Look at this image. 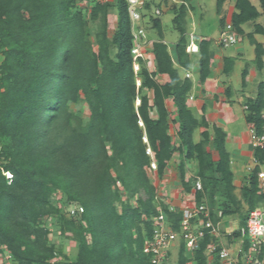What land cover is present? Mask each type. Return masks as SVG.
<instances>
[{
  "label": "trees",
  "instance_id": "1",
  "mask_svg": "<svg viewBox=\"0 0 264 264\" xmlns=\"http://www.w3.org/2000/svg\"><path fill=\"white\" fill-rule=\"evenodd\" d=\"M226 1L216 0L218 14ZM257 1L259 10L248 0H235L230 24L238 36L247 37L253 46L254 62L260 71L264 67V49L254 40V35L264 37V21L261 25L256 24L253 32L246 36L242 30L245 24L264 18V0ZM126 2L114 0L112 4L117 9L118 20L111 38L107 34L109 5L95 3L90 20L99 23L92 43L80 11H71L74 0H0V42L9 48L0 67V75H3L0 77L1 85L6 87L5 100L0 96V134L8 135L9 141L13 142L5 150V156L11 159L6 170L13 173V181L7 185L0 176V242L14 259L26 258L43 263V258H46L44 255L24 257L19 251L23 244L27 246L28 253L39 252V244L29 239L27 226L35 221L31 214L35 206L43 207L44 204L47 207V197L44 195L41 199L39 196V192L44 193V190L36 178L34 166L33 169L26 167L15 159L18 151L23 149L31 160L33 153L41 151L49 159L62 154V161L58 163L61 167L58 168L64 170L61 175L67 178L70 187L81 182L87 185V191L80 195V202L89 226L79 241L77 264H156L152 255L143 251L145 241L151 236L153 219L162 212L171 230L178 232L182 214L180 211L169 212L167 205L160 198H155V189L143 168H149L153 161L156 175L160 178L175 152L180 157L178 176L185 192H191L188 183L184 182L185 163L191 161L196 166L193 180L199 178L203 190L194 192V198L197 205L209 207L213 223L218 222L211 210L217 194L223 199L220 204L222 216L234 214V211L224 208L227 204L238 207L233 195L230 155L225 149L226 134L222 129L210 126L203 118L198 120L193 116L186 105L191 82L181 79L177 72V68H190L183 23L186 3L180 6L172 19L173 28L179 34L175 45V65L167 45L162 43L161 24L154 20L158 41L152 44L149 52L153 57L154 71L149 72L144 61L137 59L139 71L135 75ZM209 46L208 41L198 44L200 84L210 74ZM111 48L115 50L112 58ZM223 62V73L227 74L233 63L231 59ZM247 72L245 68L241 73L242 86ZM157 76H166L168 82L160 85L156 82ZM137 82L139 85L136 87ZM144 90L152 92V100L142 93ZM81 96L90 118L85 126L69 133L71 117L66 107L68 103H76ZM167 102L175 108L177 146L171 144V137L167 134L170 117ZM247 108L246 122L260 131L264 122V82L258 85ZM152 109L156 119L149 116ZM199 128L203 129L201 140L194 142L193 134ZM48 136L49 143L43 146ZM210 139L217 160L207 149ZM57 140L60 143L56 145ZM146 149L150 150L152 158L146 154ZM254 160L248 185L242 189L248 212L264 206V199L257 190V179L264 168V150L256 149ZM110 170L116 173V178L110 177ZM117 182L125 186L129 198L137 195L136 205L122 203L120 213L115 206V199L121 198L120 194L111 190ZM141 216L147 221H142ZM135 228L137 235L133 237L131 232ZM141 229H144L143 233ZM233 236L237 239L240 233L234 232ZM86 237L90 238V244ZM208 242V236L198 242L192 257L195 264H218L216 260L206 261ZM247 247L248 242L244 240V250ZM178 248V264H187L189 259L184 255V245L181 243Z\"/></svg>",
  "mask_w": 264,
  "mask_h": 264
},
{
  "label": "rangeland",
  "instance_id": "2",
  "mask_svg": "<svg viewBox=\"0 0 264 264\" xmlns=\"http://www.w3.org/2000/svg\"><path fill=\"white\" fill-rule=\"evenodd\" d=\"M139 1L143 2V8L140 10V20H132V21L130 20L131 21L130 27H131V35L132 34L137 35L139 31H142L143 38L139 36L140 37L139 40L137 39L135 40L133 39L132 36V49L134 42L139 43V46L144 50V58L142 59L138 58V59L144 61L145 63L144 65L149 72L152 69L151 67L153 62V59L149 58L151 57V55H149V52L151 51L152 44L155 41H158L157 32L153 28L154 20H158L161 24L162 33H163V37L161 38L162 43H165L168 46L175 44V42L179 39V34L173 28L172 19L175 16L176 12L178 13L180 6L183 3H186L185 6L187 8L185 11V15L183 17V23H184L185 36L187 40L194 41V43L196 44V42H198L202 37H204L211 40L213 44L214 41L217 43L218 40L221 39L222 35L225 34L227 30H229V27H231L229 21L231 10L235 12L233 6V1L235 3V0H230V1L228 0V4L226 5L225 12H222L221 10L220 14H218L216 10V0H192L194 4L197 5V8L194 10H191L192 7L190 5L189 0L187 2H184L185 0H139ZM248 1L257 10H259V4L257 0H248ZM95 3H104L109 5V8L107 10V15H108L107 34L109 38L112 37L116 29L117 20H118L117 9L116 7L112 6L114 0H74V5L71 11H80L81 15L83 16L84 20L87 23V29L89 31L90 41L92 43L94 42L93 33L97 28V24L99 23V21L90 20V12L93 9ZM146 5H148V8H146ZM221 20H223V25H221ZM263 21L264 18L259 17L254 22H251L248 25H246L244 29L247 30V35L253 32V28L256 24L261 25ZM231 32L235 33L233 29H231ZM235 36L238 38L239 45L242 44L240 49L241 51H239L238 53L241 54L242 58L245 61L243 62L244 64L243 70L247 67L249 68L253 66L257 72V74H255L256 76L254 79L256 80L258 78L257 80L259 81L263 80L264 82V74L258 73L259 71L254 62L255 53L253 46L252 47L250 46L247 37H245L246 40H242L243 42H241L240 38L236 35V33ZM259 40L264 42V39H262L261 37H259ZM233 47L222 49L221 51L225 55H230L233 54L235 48H237V47L235 48ZM8 49L9 48L3 42H0V67H2L5 61L6 52L8 51ZM109 53L112 58L115 55V50L111 48ZM133 56L134 55H132V57ZM262 61L264 63V57L262 58ZM136 66H137V59L134 60L133 57V72L135 75L139 71L138 70L139 67ZM235 67H237V65ZM243 70H241L240 73H242ZM0 77L2 78L3 75H0ZM235 77H237V79L240 80V84H241V74L240 76L239 74L235 75V71L232 72L231 74V83H234L233 79ZM156 82H158L160 85L164 83L161 80H157V78H156ZM1 83L2 82L0 81V96L2 100H5L4 92L6 90V87L2 86ZM137 86H138V82L136 83V87ZM250 86L247 87L249 88ZM142 93L146 94L148 99L152 100L153 95L151 91L144 90L142 91ZM245 94L248 95L251 93L245 92ZM168 103L169 102H167L166 107H169ZM137 105L138 102L135 103V107H137ZM243 107H245L244 112L246 116L248 114L247 105H244ZM167 109L170 115L168 119L169 127L167 130V134L171 137V142H172L171 144L177 146L178 139L176 137V132L178 126H177V117L175 113V108L173 107ZM66 111L71 117L68 127L69 133H72L74 130H77L79 127L85 126L89 121L90 112L82 96L79 98V100L76 103H68L66 107ZM149 116L152 119H156V114L153 109L152 111L151 110L149 111ZM201 118L205 120L204 116H200L196 119L200 120ZM139 125L141 126V124ZM251 127H253V125H249L247 123L248 139H249L250 147L254 152L255 150H253L254 148L252 147V142L250 140L249 130ZM202 131L203 129L199 128L194 132L193 134L194 142H198L201 140ZM48 137L49 138H47L43 146L48 145L50 136ZM211 137L213 136L211 135ZM0 138H1L0 139L1 140L0 141V157H1L0 176L4 179L7 185H10L13 181V173L9 170H6V167L11 162V159L5 156L6 155L5 150L7 149L8 146L13 145V142L9 141L8 135L2 136L0 134ZM55 142L57 145L60 143V140H57ZM143 142L147 144L145 139H143ZM207 145H208L207 149L210 151L212 158L214 160H217V154L214 152L211 139ZM12 150H14V148H12ZM43 152L44 151H41L40 153H33L31 160V156H29L26 150L23 149V151L21 150L18 151L15 159L16 161H19L21 165L25 164L26 167H31L33 169L34 166V169L37 173L36 178L41 183V187L43 185V190H44V193L39 192V196L41 197V199L44 195L45 197H47L46 200L44 199L46 201L47 207H45L44 204L43 207L35 206L33 212L31 213L32 215H34L35 221L28 224L27 226V229L29 230V239H31L32 241L34 240L37 242V244H39L38 246L39 252L37 251L33 253H28L27 246L23 244L20 246L19 251L23 254L24 257L35 258L41 255L42 257L45 256L46 258H43V263L41 262L36 263L33 260L28 261L26 260V258H21V260L15 258L16 259L15 260L14 256L10 253L7 247L4 244H2L3 242H0V264H77L78 263L79 246H80L79 241L82 239L81 235L82 236L86 235L85 233L88 232V226H89L88 217L86 218V216H84V211H83L84 207L80 202V200H82L80 195L87 191V185H85V182H81L79 184L70 187V182L67 181V178L65 176L61 175V173H63L62 171L64 170L61 171V169L58 168L61 167L60 164L58 163L62 161L61 158L63 157V155L59 153L55 156L54 159H49V157L46 156L47 154ZM146 154L150 155L151 157V153L149 149H146ZM179 161H180V157L178 153L175 152L170 162L167 163L163 176L160 178L157 177L155 169L152 168V166L155 167L153 161H151V165L149 168L144 167L143 169L149 183L153 185L155 189V194H154L155 198L159 196L161 201L164 203H165L164 199L169 198L171 199L172 202L175 200L176 204L174 205H182L181 206L182 209L186 206L192 207L191 205L192 201L196 203L194 198V192H196L194 188L195 187L194 184L196 180L195 181L193 180V176L196 175V168L194 163H191V161H187L185 163L186 165L184 167V172H185L184 182L188 183L189 187L191 188V192H185L178 176ZM232 165L233 163L230 160V169L233 170ZM239 166H240L239 170L236 171L237 172L236 176L238 177V179H236L233 182V186H234L233 195L236 201H238V207H236V205L232 206L230 204L224 206V208L234 211V214L225 217L221 215V217L218 218V214L219 213L222 214V210L220 209L221 206L220 204L223 201V199L220 198L219 194L215 196L214 199L215 205L214 207L211 208L212 212L216 215V218L218 219L217 224L220 233V240H219V245L218 244L217 245L226 247L231 254L233 253L232 255H237L240 250H244L243 248L244 240L242 239L238 240V238L237 239L234 238L233 233L234 232L240 233L241 228H244V226L242 227V221L243 218H246L248 214V206L246 205V203L242 198V189L243 187L248 185L250 172L251 169L253 168V166L249 167L246 171V169L243 170L242 164ZM261 170H264V168H262ZM5 171H8L11 174L12 176L11 182H7L5 176L2 175V172ZM109 175L111 178L117 177L116 173L111 170L109 171ZM234 178L235 177H233V180ZM111 190L117 191L121 197L115 199L116 201L115 206L118 213L121 212L122 203L124 204L129 203L130 206L136 205L137 195H133L132 198H129V192L126 190L125 186H121L119 182H117L115 185H112ZM202 190L203 189L201 185V190L197 192H201ZM155 198H153V201H155L154 200ZM155 202L158 203V200H156ZM157 203H156L157 209H159L160 207ZM172 208L174 209L173 210L174 213L176 211H179L177 210L178 208L174 206H172ZM257 208L264 210L262 209L263 207L261 205L258 206ZM146 219L143 216H141L142 221L146 222L147 221ZM153 228H154V224L152 226V229ZM143 231L144 229L140 230L141 233H143ZM131 233L133 237H136L137 229L136 228L133 229ZM208 238H209V242L207 249L205 251V256H206V261L210 263L215 261L216 259H215V255H210L208 252V250H210L209 249L210 237ZM85 239L86 242L90 244L91 241L90 238L86 237ZM236 245L238 246L235 247ZM175 247L169 251L167 260L162 261L163 264H178L179 248L177 247L175 248ZM217 249H219V247H217ZM184 255L187 259H189L187 264H195L194 261L192 260L193 253L192 254L184 253Z\"/></svg>",
  "mask_w": 264,
  "mask_h": 264
},
{
  "label": "crops",
  "instance_id": "3",
  "mask_svg": "<svg viewBox=\"0 0 264 264\" xmlns=\"http://www.w3.org/2000/svg\"><path fill=\"white\" fill-rule=\"evenodd\" d=\"M189 1L192 7L191 10L196 9L197 5L194 4L192 0ZM227 4H228V0L223 4L221 9L222 12H225ZM233 6H234V1H233ZM232 12L233 11L231 10L229 19L232 15ZM248 24L249 23L242 26V30L245 36L247 35V30L244 29V27ZM238 37L240 38L241 42H243L242 40H246L245 37H241V36ZM259 37L264 39V37L261 35H254V40L257 43H260L264 48V42L260 41ZM177 41L175 42V44H172L171 46L167 45V51L170 54L174 65H175V45ZM200 41H208L210 43L209 52L211 56V61H210L209 77L204 81L203 84L199 83L198 55H197L198 53L188 54L189 61L191 60L190 68L188 70L177 68V72L181 79H183L185 74H188L190 76L189 80L191 82V91L189 97L186 100V105L193 114V116L195 118L204 116L206 122H208L210 126H215L216 128L222 129L226 134L225 147L230 155V160L233 163L232 165L233 170L232 169L231 170L234 174L233 177H235L233 180L234 182L236 179H238V177L236 176L237 174L236 171L239 170L240 167L239 165L242 164L243 170L246 169V171L249 167L254 166L253 164L254 152L250 147V143L248 139L247 123L245 121L246 116L244 112L245 107L243 106L247 105L248 101L255 97L257 87L260 83L263 82V80L259 81L257 80L258 79L257 77L256 80L254 79L256 76L255 74H257V72L256 69L253 66H251L249 68L247 67L248 72L245 78L244 86L240 84V80H238L237 77H235L236 79L235 78L233 79L234 83H231L232 72L235 71V75L239 74L240 76L241 74L240 72L244 68L243 62L245 61L242 58L241 54L238 53L239 51H241L240 49L242 44L239 45L238 43L234 47L232 46L233 48L237 47L235 48L234 53L230 55H225L221 50L226 48H222L218 46L215 41L212 44L211 40L202 37L198 42H196V44L198 45ZM149 58L153 59L152 55ZM224 59H231L233 63L231 71L228 72L227 74L223 73ZM236 65L237 67H235ZM151 68L152 69L150 72H153L154 71L153 62ZM258 73L264 74V69L259 71ZM157 80H161L164 83H166L168 78L166 76H157ZM247 86L250 87L248 88ZM244 91L246 93H251V94L247 95L245 94ZM168 104L169 107L167 108L174 107L171 102H169ZM164 200H165V205H167V207L174 206L178 208L177 210H180L182 206V205H174L176 204L175 200L173 202L169 198ZM237 246L238 245H236L235 247Z\"/></svg>",
  "mask_w": 264,
  "mask_h": 264
},
{
  "label": "built area",
  "instance_id": "4",
  "mask_svg": "<svg viewBox=\"0 0 264 264\" xmlns=\"http://www.w3.org/2000/svg\"><path fill=\"white\" fill-rule=\"evenodd\" d=\"M142 8L143 2L127 0V11L131 21L140 20V10ZM231 29L232 27H229V30L218 40V46L228 48L239 42L235 33L231 32ZM132 36L135 40H139V36L143 38L142 31H139L137 35L132 34ZM185 51L187 54L198 53V45L194 41H188ZM132 55H134V60L144 58V50L137 42H134ZM249 131L253 150H264V122L260 131H256L254 126ZM253 162L255 164V160ZM152 168L155 169L154 166ZM2 175L5 176L7 182H11L12 176L8 171L2 172ZM195 180L194 188L196 191H200L201 183L199 179ZM257 190L258 194L264 199V170H261L258 176ZM157 197L159 198V196ZM191 205L192 207L186 206L179 210L182 217L178 225V232L171 230L162 212H159L157 217L153 219L154 228L150 239L145 241L143 250L144 253L152 255L153 262L158 264L166 260L167 253L175 246L178 248L181 243L184 245L186 253L192 254L197 250L198 242L208 236L210 237V250L208 252L210 255H215L218 264H264V210L255 208L248 212L244 228L241 229L240 237L238 238V240H247L248 247L246 250H240L237 255H232L233 253L231 254L226 247L218 246L220 240L218 224L212 222L207 205H197L194 201H192ZM262 207L264 209V206ZM168 209L169 212H174L172 207H168ZM220 217L221 214L219 213L218 218Z\"/></svg>",
  "mask_w": 264,
  "mask_h": 264
},
{
  "label": "clouds",
  "instance_id": "5",
  "mask_svg": "<svg viewBox=\"0 0 264 264\" xmlns=\"http://www.w3.org/2000/svg\"><path fill=\"white\" fill-rule=\"evenodd\" d=\"M127 1V0H126ZM197 54V53H195ZM190 76L188 74H185V79H188L189 80ZM252 170V169H251Z\"/></svg>",
  "mask_w": 264,
  "mask_h": 264
}]
</instances>
